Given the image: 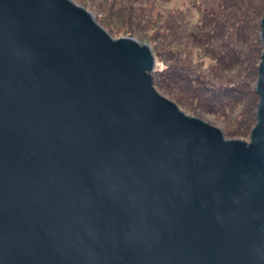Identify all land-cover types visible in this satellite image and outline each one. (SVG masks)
Segmentation results:
<instances>
[{
    "label": "water",
    "instance_id": "water-1",
    "mask_svg": "<svg viewBox=\"0 0 264 264\" xmlns=\"http://www.w3.org/2000/svg\"><path fill=\"white\" fill-rule=\"evenodd\" d=\"M250 140L182 112L156 58L72 0H0V264H264V17Z\"/></svg>",
    "mask_w": 264,
    "mask_h": 264
},
{
    "label": "trees",
    "instance_id": "trees-1",
    "mask_svg": "<svg viewBox=\"0 0 264 264\" xmlns=\"http://www.w3.org/2000/svg\"><path fill=\"white\" fill-rule=\"evenodd\" d=\"M112 9L105 17L102 14L106 11L100 12L102 19L98 21L113 37L121 30H115L108 23L109 17L119 16L122 9ZM201 9L200 31L187 38H191L192 48L200 49L204 55L210 53L215 65L199 72L198 65L191 57L192 51L187 53L185 49L186 56L181 57L183 51L176 52L170 48L169 43L160 54L166 67L153 73L154 86L182 107L185 106L184 101L190 100L195 108L210 114L235 111L243 107L239 126L234 130L225 129L224 135L229 139L250 138L257 123L256 111L259 104L254 85L258 81V67L263 53L260 34L264 0H217ZM177 20L180 22V18Z\"/></svg>",
    "mask_w": 264,
    "mask_h": 264
},
{
    "label": "rangeland",
    "instance_id": "rangeland-1",
    "mask_svg": "<svg viewBox=\"0 0 264 264\" xmlns=\"http://www.w3.org/2000/svg\"><path fill=\"white\" fill-rule=\"evenodd\" d=\"M72 1L76 5L84 7L88 12L93 13L97 21L102 19V15L104 17L108 16L113 6H116L112 9L113 11L121 8L122 12L119 16L109 17L110 22L108 23L112 24L115 30H121L113 38L119 39L131 35L140 43L149 45L156 58V71L166 67L160 54L162 55L166 48L165 45L168 46L169 43L171 45L170 48L172 47L176 52L183 51L180 54L181 57L186 56L184 54L186 50L188 51L187 53L192 51L193 55L191 57L198 65L197 70L199 72L209 70L215 65V60L210 57V53L209 55H204V52H201L200 49L191 47V38H187V36L200 31L199 25L202 22L201 8L204 9L210 2L214 4L217 0H118V3H116V0ZM102 11H106V13L101 15L100 12ZM181 14L183 15L181 16ZM177 18H180L181 23L177 22ZM213 47H215L214 44ZM254 87L256 86L254 85ZM159 93L162 94L161 92ZM164 97L167 98L166 96ZM167 99L175 103L185 114L220 128L224 133L225 129H236L239 126V121L242 120L240 114L243 112V107H239L235 111L210 114L195 108V104L190 100L184 101L185 106L182 107L174 100ZM243 140H250V138Z\"/></svg>",
    "mask_w": 264,
    "mask_h": 264
}]
</instances>
